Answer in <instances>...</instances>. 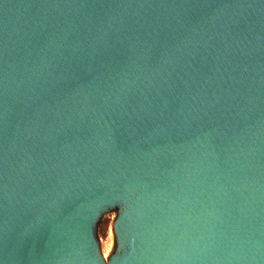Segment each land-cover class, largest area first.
<instances>
[{"label":"water","instance_id":"water-1","mask_svg":"<svg viewBox=\"0 0 264 264\" xmlns=\"http://www.w3.org/2000/svg\"><path fill=\"white\" fill-rule=\"evenodd\" d=\"M0 264H264V0H0Z\"/></svg>","mask_w":264,"mask_h":264},{"label":"rangeland","instance_id":"rangeland-1","mask_svg":"<svg viewBox=\"0 0 264 264\" xmlns=\"http://www.w3.org/2000/svg\"><path fill=\"white\" fill-rule=\"evenodd\" d=\"M119 213L118 208L104 211L96 223V234L98 238L99 253L105 262L117 250L114 235V222Z\"/></svg>","mask_w":264,"mask_h":264}]
</instances>
